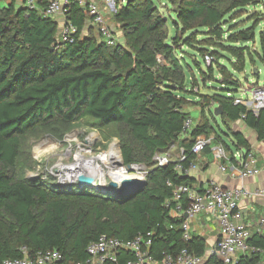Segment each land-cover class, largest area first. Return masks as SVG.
<instances>
[{
    "label": "trees",
    "instance_id": "obj_1",
    "mask_svg": "<svg viewBox=\"0 0 264 264\" xmlns=\"http://www.w3.org/2000/svg\"><path fill=\"white\" fill-rule=\"evenodd\" d=\"M167 2L176 18L171 17L174 37L169 18L153 0H134L115 15L126 39L125 45L115 46L86 34L91 18L75 0L66 7L67 20L77 28L72 43L59 42V23L39 10L49 0H40L38 9L18 5L17 0L0 6V264L48 250H58L62 264L84 263L89 245L103 235L120 240L143 236L151 241L148 252L157 260L183 249L206 255V238L193 234L191 240L184 239L186 217L174 211L168 182L194 186L185 171L198 160L193 148L199 137L211 138L213 131V144L231 151L213 122L219 127L220 120L230 129L245 115L244 125L263 142L264 109L256 115L236 105L231 91L226 95L222 89L212 95L193 91L191 65L179 57L178 48L184 44L203 60L210 57L204 77L208 74L221 88H238L233 72L221 62L226 60L238 74L252 63L254 54L247 45L255 44L264 13H250L247 21L253 24L248 28L236 20L248 9L264 6V0ZM231 21L235 23L229 27ZM260 42L264 50V29ZM215 68L221 81L214 76ZM190 96L199 99L202 121L184 136L185 122L191 118L185 109ZM217 108L221 117L214 114ZM83 120L98 129L111 128L110 134L120 140L124 165L146 171V185L136 195L118 200L90 187L59 185L20 173L28 138L65 132ZM230 135L237 150L252 151L242 133ZM176 145L186 159L158 166L156 156ZM211 152L212 145L202 155ZM178 164L183 174L176 170ZM249 244L257 251L241 256L237 264L262 260L264 234H252ZM131 258L124 252L121 260ZM207 264L222 263L212 255Z\"/></svg>",
    "mask_w": 264,
    "mask_h": 264
},
{
    "label": "built area",
    "instance_id": "obj_2",
    "mask_svg": "<svg viewBox=\"0 0 264 264\" xmlns=\"http://www.w3.org/2000/svg\"><path fill=\"white\" fill-rule=\"evenodd\" d=\"M75 1L86 9L91 18L92 26L98 27L103 42L109 46L117 45L113 30L107 25L105 19L107 12L114 13L118 11L116 0H103L105 9L100 6L97 0ZM11 2L12 0H0V6H7ZM68 3L69 0L64 2L49 0L48 5L44 9H39L46 17H64L59 27L58 35V40L61 43H72L74 36L77 34V28L66 18ZM25 5L30 9H38L36 0H26ZM204 61L207 66L212 64L210 57H205ZM250 89L252 97H248L246 100L236 98L235 104L243 105L249 111L258 115L264 109V85L259 86L257 84ZM245 118L246 116L243 115L242 120L234 125L239 126ZM194 126V120L188 118L184 125V136L188 135ZM213 141V138H208L207 136L199 137L193 148V153L199 158L208 146L213 145ZM212 154L223 173L229 170L224 164H231V171L234 177L238 176L241 180L255 178L261 172L259 159L253 150L249 152L238 150L234 155L229 156L224 145L219 144L212 148ZM185 159L182 151L177 160L184 161ZM155 160L158 166H163L172 159L167 154H161L157 155ZM197 169L196 163L192 164L186 171L181 164L176 167L178 173L183 174L185 171L188 175ZM146 174L145 172L143 178H146ZM168 185L173 189V201L176 204L174 211L178 216H188L182 225L186 241L191 240L193 237L190 221L206 214L217 221L220 229V238L213 254L222 264H237L239 254L250 255L257 251L249 244L252 234L250 227L244 221L241 202L249 197H264V190L251 192L245 186L228 188L215 180L209 181L205 187H195L187 184L174 185L171 182H168ZM184 203H187L186 210L183 209ZM260 225L264 228V219L260 221ZM150 245L151 241L146 240L143 236H138L132 240H120L103 235L99 240L89 245L86 261L78 264H203L205 260L204 256L194 255L188 249H183L177 254L165 255L162 260H157L148 252ZM23 251L25 254L27 253L26 248ZM124 252H130L132 258L122 261ZM62 262L63 255L58 250H48L37 253L34 258L26 256L23 259H9L3 264H62ZM259 264H264V260H261Z\"/></svg>",
    "mask_w": 264,
    "mask_h": 264
},
{
    "label": "rangeland",
    "instance_id": "obj_3",
    "mask_svg": "<svg viewBox=\"0 0 264 264\" xmlns=\"http://www.w3.org/2000/svg\"><path fill=\"white\" fill-rule=\"evenodd\" d=\"M122 1H125L123 5H126L127 0H116L117 9L123 6ZM156 6L159 8L161 15L165 19L169 18L168 28L171 37L176 34L175 28L172 24V19H176L171 10V6L168 4L167 0H153ZM165 5H168L166 8ZM257 11L259 13H264V6L260 5L256 8L248 9L247 13H244L242 17L236 20V23H244L243 28L251 27L253 22L247 21L250 13ZM117 12H107L105 14V19L107 25L113 30L114 36L116 38L117 44H126V39L124 37V32L122 25L119 24L115 15ZM247 22V23H246ZM235 22H230L229 27ZM86 34L92 35L99 42L102 41V37L99 35L98 27L89 26ZM264 29V23H262L257 29L256 42L249 43L247 46L250 47L254 54L252 63H248L247 68L243 74L235 73L232 70V66L226 60H222V65L229 68L236 79L239 82L238 88L224 87L221 88L219 82H214L209 80L208 74L204 77L203 72H208V67L205 61L196 51L191 48L181 44L178 48L179 57H185L186 61L191 65L192 71L189 76V87L192 90L204 95H212L215 91L219 89L225 90L223 94H227V91L233 92L236 98L247 99L252 97L251 87L264 85V50L260 42V33ZM197 55V56H196ZM199 61V64L196 63ZM215 78L221 81L222 76H220L217 68L214 70ZM257 72V73H256ZM191 77V78H190ZM205 78V80H203ZM205 81V82H204ZM198 83V84H195ZM189 104L185 107L186 111L191 113V118L194 120L195 124L202 121L201 111L198 103L199 99L197 97H188ZM209 117H211L209 115ZM219 127L213 122V126L217 130V133L222 136L226 144L231 147V151H228V155H234L238 150L232 144V135L230 132L239 131V126L231 125L230 129L219 120ZM111 128H96L94 125L90 124L89 121L83 120L76 123L71 129L61 133H42L37 136L28 138L20 160V173L29 179H39L40 181H56L57 184H62L60 182L61 176L65 173L62 170L63 167L75 164L78 153L83 154L86 158L99 156L101 154H107L109 161L103 166L102 172L108 173L110 169L116 170L117 168H123L124 174L129 177H142L145 174V170L140 167H135L133 170H128L123 164V160L120 158L121 144L120 140L113 137L111 134ZM244 133L249 136L251 131L246 129ZM212 131L209 135L211 138L216 136ZM120 146V147H119ZM168 157L172 160L178 159L180 157V148L178 145L173 147V149L167 153ZM61 167V168H60ZM106 167V168H105ZM83 174L87 172H95V170L83 169L80 171ZM76 173V172H75ZM63 174V175H62ZM70 174V173H69ZM108 177V183L112 181L115 177L113 175H106ZM145 179V178H143ZM70 183V182H67ZM66 183V184H67ZM98 183H100L98 181ZM64 184V183H63ZM65 184V185H66ZM68 185V184H67ZM78 185V184H74Z\"/></svg>",
    "mask_w": 264,
    "mask_h": 264
},
{
    "label": "crops",
    "instance_id": "obj_4",
    "mask_svg": "<svg viewBox=\"0 0 264 264\" xmlns=\"http://www.w3.org/2000/svg\"><path fill=\"white\" fill-rule=\"evenodd\" d=\"M40 0H36L37 5H39ZM64 2L66 0H60ZM100 6L105 9L104 1L97 0ZM18 5H25L26 0H17ZM124 1H122L123 5ZM166 7V5H165ZM59 25L64 20L63 16H57L54 18ZM88 27L92 26L91 20L88 22ZM235 124V123H234ZM233 124V125H234ZM239 131L242 133L246 139L250 142L252 146V150L255 152L259 159V166L261 169L260 174L252 179L241 180L238 176L234 177L232 173V165L231 164H224L228 167V171L223 173L220 170V165L215 161L213 154L211 152L210 155H201L196 164L198 169L192 171L189 176L195 180L194 186L195 187H205L206 184L211 181L215 180L221 183L224 187L228 188H236L240 186H245L249 191L254 192L256 190H264V141L260 142L257 138L255 132L247 128L244 123L239 125ZM250 130L251 133L247 136L244 133V130ZM217 145H212V148L216 147ZM241 209L244 214V221L250 227L251 234H264V228L261 227L260 221L264 219V197L261 198H245L241 202ZM192 232L194 235H199L207 239V253L204 256L205 260L203 264H207L208 258L213 254L214 248L219 241L220 238V229L218 226L217 221L204 214L199 216L196 219L190 221ZM244 256L242 254L238 255V259ZM218 259V258H217ZM219 260V259H218ZM262 260H264V254H262Z\"/></svg>",
    "mask_w": 264,
    "mask_h": 264
},
{
    "label": "water",
    "instance_id": "obj_5",
    "mask_svg": "<svg viewBox=\"0 0 264 264\" xmlns=\"http://www.w3.org/2000/svg\"><path fill=\"white\" fill-rule=\"evenodd\" d=\"M133 1L134 0H127L126 3L129 4ZM214 114L216 117H221L222 116L221 109L217 108ZM121 154H122V151H121ZM126 168L131 171L134 169V166L129 165V166H126ZM68 184L69 185L78 184L81 187H90L96 191L103 193L104 195H109L112 198L122 200L128 197H131L133 195H136L146 185V178L143 179L140 177H129L128 176L119 182H116L112 179V181L107 183L106 186H102L101 183L97 182V179L95 177L90 176L88 174H84V175L79 176V179L78 181H76V183L70 182ZM61 185H65V184H61ZM185 217L188 218L187 215H185Z\"/></svg>",
    "mask_w": 264,
    "mask_h": 264
},
{
    "label": "bare ground",
    "instance_id": "obj_6",
    "mask_svg": "<svg viewBox=\"0 0 264 264\" xmlns=\"http://www.w3.org/2000/svg\"><path fill=\"white\" fill-rule=\"evenodd\" d=\"M121 159H123L122 154H121ZM108 161H109V157L105 153L90 158H86L83 154L78 153L75 164L68 165L66 167H63L62 165V170L65 174L64 175L62 174L63 176H61L62 180L60 182H62V184L63 183L66 184L67 182L76 183V181H78L79 179V176L84 175L83 172L82 173L80 172L83 169L95 170V172H87L85 174L95 177L97 179V182L99 181L102 186H106L108 183L107 182L108 177H106V175L109 176L113 175L115 177L113 180L116 182H119L125 177H128L124 174L123 168L120 169L117 168L116 170L110 169L108 170L109 172L106 174L102 172L103 166Z\"/></svg>",
    "mask_w": 264,
    "mask_h": 264
}]
</instances>
